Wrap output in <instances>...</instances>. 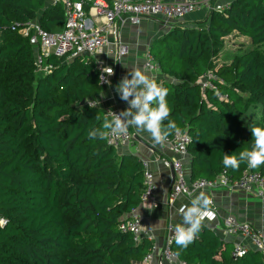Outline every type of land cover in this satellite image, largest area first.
I'll list each match as a JSON object with an SVG mask.
<instances>
[{
  "label": "trees",
  "instance_id": "16d2710c",
  "mask_svg": "<svg viewBox=\"0 0 264 264\" xmlns=\"http://www.w3.org/2000/svg\"><path fill=\"white\" fill-rule=\"evenodd\" d=\"M36 19L58 32L64 11L47 0H0V218L8 221L0 264H137L153 242L135 243L119 224L141 203L143 163L89 138L108 114L89 104L100 91L96 64L50 56L42 63L49 69L39 70L21 33ZM229 37L247 40L218 63ZM149 51L167 77L171 113L163 126L174 121L189 137L190 180L224 170L233 181L247 170L264 175V165H223L224 154L251 149V127L264 128V0H231L194 26H174ZM207 71L224 81L214 82L228 101L201 91ZM233 248L205 223L187 248L173 244L186 264H264L253 249L233 258Z\"/></svg>",
  "mask_w": 264,
  "mask_h": 264
},
{
  "label": "built area",
  "instance_id": "2783aa9c",
  "mask_svg": "<svg viewBox=\"0 0 264 264\" xmlns=\"http://www.w3.org/2000/svg\"><path fill=\"white\" fill-rule=\"evenodd\" d=\"M214 0H51L49 5L60 6L64 11V24L62 30L50 33L41 28L38 22L30 21L26 23L21 33L28 37L29 45L34 50L35 65L39 70H48L42 67V63L50 56L67 61L77 57H82L88 53L94 57L103 52L110 44V38L117 42V59L128 53V47L119 42V26L127 21L130 25L137 26L143 19L161 18L165 22H178L187 15L196 11L205 10L208 14L211 11L222 12L228 4H219ZM143 68L146 72H158V63L154 60L150 52L145 55ZM98 87L102 88L109 82V75L104 66H97ZM113 69V68H112ZM104 77V79H101ZM224 84V81L214 75L212 71H207L200 80L202 92L207 89L215 93L218 100L228 101V97L217 90L215 82ZM90 106H95L93 101ZM119 114L121 111H113ZM111 119V117H110ZM133 141V135L128 128L125 134L110 136L106 139L108 146L115 149L129 145ZM170 149L175 155L186 156L189 137L183 133L174 132L168 139ZM143 163V162H142ZM164 166L171 168L174 173L172 190L169 195V202H173L179 196H191L198 190H240L244 193L254 194L257 198H264V175L257 172L245 171L238 180H231L226 171L212 180L198 179L192 181L188 186L186 182L184 168L181 162L175 160H165ZM143 178L145 189L141 194V203L150 200L155 193L156 187L152 180V174L148 170L147 164L143 163ZM155 207V203L152 204ZM214 211L212 205L210 206ZM137 208V207H136ZM133 208L127 217L119 224V229L130 233L135 243H140L142 238L152 241V237L143 225L140 215L136 214ZM215 212V211H214ZM212 220H205L202 223H210ZM224 230L228 235L240 236L247 241L234 245L231 256L242 257L248 250L253 249L264 257V237L261 232L253 228L248 223L236 221L233 217H227L224 221ZM174 225H168L169 234L161 249L162 255L170 263L186 264L180 261L173 250ZM155 248L143 257L137 264H150Z\"/></svg>",
  "mask_w": 264,
  "mask_h": 264
},
{
  "label": "crops",
  "instance_id": "0c3cea01",
  "mask_svg": "<svg viewBox=\"0 0 264 264\" xmlns=\"http://www.w3.org/2000/svg\"><path fill=\"white\" fill-rule=\"evenodd\" d=\"M230 1L217 0L216 2L228 4ZM207 17L208 13L205 10H200L187 15L178 22H165L161 18H151L141 20L137 26L130 25L127 21L122 23L119 26L118 40L128 47V53L117 59L118 42L114 38H110V44L103 52L91 57L97 66L113 68V74L108 77V84L100 88L99 94L93 100L95 106L107 111H123L129 107L127 102L120 99L116 85L127 73L132 71L133 66L139 67L146 75L150 78L154 77L157 83L162 85V81L167 80V77L160 70L150 73L143 68L145 55L150 52L152 42L168 33L174 26H194ZM33 21L39 23L38 19ZM130 131L133 135V141L129 145L117 149V153L119 155L133 154L143 163H146L156 187L153 197L140 203L135 211L141 216L143 225L149 231L153 247L156 249L150 264H178L170 263L161 253L169 234L168 225L175 226L181 223L180 207L182 205L190 206L191 201L201 193L212 200L211 205L216 214V218L212 222L205 224L214 229L220 239L232 248L238 243H247V241L240 236H231L226 233L224 221L229 216L238 222L248 223L259 230L264 237V198H257L254 194L244 193L240 190L204 189L195 191L191 196L181 195L173 202H169L174 173L171 168H166L163 163L165 160H179L184 168L187 185L190 186L192 182L190 180V156L188 154L186 156L175 155L170 149L168 139L162 144H156L147 131H139L135 127H130ZM153 203H155V207H153Z\"/></svg>",
  "mask_w": 264,
  "mask_h": 264
},
{
  "label": "clouds",
  "instance_id": "9594fccd",
  "mask_svg": "<svg viewBox=\"0 0 264 264\" xmlns=\"http://www.w3.org/2000/svg\"><path fill=\"white\" fill-rule=\"evenodd\" d=\"M105 70L108 75L113 74L112 68L107 67ZM116 91L120 99L127 102L129 107L119 114L109 110L102 126L89 131L90 139H108L110 136L125 134L129 127H135L139 131H147L156 144H162L173 131L180 132L174 121L169 120L167 126H163V121L168 119L171 113L166 100L168 90L139 67L133 66L132 71L116 85ZM251 132L253 136L251 149L240 151L238 156L224 154L225 168L238 169L242 162H246L250 169L264 165V128L253 126ZM211 204L212 200L201 193L191 201L190 206L180 207L182 222L176 224L174 229L175 243L179 247L187 248L200 231L205 218L212 220L215 217ZM7 222L6 219L0 218V227L5 226Z\"/></svg>",
  "mask_w": 264,
  "mask_h": 264
},
{
  "label": "rangeland",
  "instance_id": "374dc122",
  "mask_svg": "<svg viewBox=\"0 0 264 264\" xmlns=\"http://www.w3.org/2000/svg\"><path fill=\"white\" fill-rule=\"evenodd\" d=\"M51 0H47V4H50ZM246 40L244 38L241 37H229L227 39H225V44H224V48L223 50L220 52V57L217 60L218 63L220 62H228L229 59L231 58L232 54L237 53L238 48L241 47L243 44V42H245ZM241 44V45H240Z\"/></svg>",
  "mask_w": 264,
  "mask_h": 264
},
{
  "label": "water",
  "instance_id": "95a60500",
  "mask_svg": "<svg viewBox=\"0 0 264 264\" xmlns=\"http://www.w3.org/2000/svg\"><path fill=\"white\" fill-rule=\"evenodd\" d=\"M84 57H89L88 53L83 54Z\"/></svg>",
  "mask_w": 264,
  "mask_h": 264
}]
</instances>
